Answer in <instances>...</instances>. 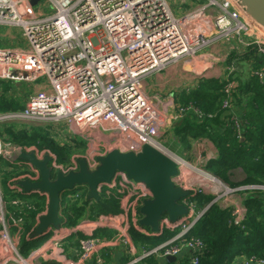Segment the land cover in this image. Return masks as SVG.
Returning a JSON list of instances; mask_svg holds the SVG:
<instances>
[{
	"label": "built area",
	"instance_id": "built-area-1",
	"mask_svg": "<svg viewBox=\"0 0 264 264\" xmlns=\"http://www.w3.org/2000/svg\"><path fill=\"white\" fill-rule=\"evenodd\" d=\"M30 2L0 0V25L20 27L28 42L26 47L0 48V80L34 82L46 77L47 83L29 96L22 110L0 112V122L60 123L82 140L88 137L85 133L89 128L100 144L105 145L103 155L112 147L121 151H140L145 143H149L171 155L179 170L176 181L191 192L202 188L189 184L188 170L202 171L222 186L225 184L205 170L208 161L194 164L161 142L173 121L180 119L189 109L198 114L201 111L193 104L178 108L174 107L172 100L151 98L146 94L144 84L152 74L183 59L194 58L197 52L221 41H236L243 47L256 46L257 51L264 54L263 28L247 15L240 3L236 0H204L179 17L168 0ZM42 3H51L53 12L44 14ZM234 69L231 66V70ZM256 75L264 82V69L257 71ZM233 87L234 84L229 83L225 92H230ZM224 107H229L227 101ZM105 133L109 135L104 136ZM103 137H109V143L101 142ZM86 142L91 149V142ZM15 146L0 138V161L8 156L11 164H29L19 159L22 149L18 146V154L11 157L10 152ZM99 156L94 151L93 158L96 160ZM88 164L91 169L96 167L91 161ZM115 178L120 179L132 197L125 196L123 204L128 212H132V220L137 222L141 215L138 216L136 207L140 208L149 192L143 184L129 179L124 173H118ZM112 183L113 180L100 187V196L102 188ZM17 184L13 190H6L0 182V264H42V258L56 259L61 264H77L62 253V241L67 232L63 225L50 229L47 241L29 257L21 253L9 223L20 222L21 218L7 208L9 203L22 202L18 194L24 189ZM208 184L215 187V183ZM82 187L88 194L87 187ZM242 190H264V184L226 187L232 196ZM214 196L210 204L218 202L223 208L231 207L234 224L242 225L247 212L241 202L243 199L235 196L221 204L222 195ZM184 203L190 211L188 216L174 224L168 219L164 221L166 225L180 226L179 232L157 247L143 251L128 264L137 263L151 253L160 252L166 258L178 256L181 251L178 241H183L184 235L205 210L197 211L195 202L188 198ZM103 219L119 231L125 244L133 246L127 217ZM85 232L90 235L80 241L79 264L89 259L100 244V239L92 236V228ZM184 245L193 253L189 263L197 264L196 252L203 249L202 241L187 240ZM235 264H264V259L250 256Z\"/></svg>",
	"mask_w": 264,
	"mask_h": 264
},
{
	"label": "trees",
	"instance_id": "trees-1",
	"mask_svg": "<svg viewBox=\"0 0 264 264\" xmlns=\"http://www.w3.org/2000/svg\"><path fill=\"white\" fill-rule=\"evenodd\" d=\"M228 62L234 64L235 69L226 77H202L193 86L174 94L175 107L193 104L201 114L189 109L180 119L173 121L165 137L168 138L167 143L183 148L185 153L193 151L197 141L207 139L213 142L218 156L207 162L205 170L231 188L264 184V82L256 75L264 67V54H259L256 46H250L243 54L238 50L230 53ZM243 63L248 64V68L245 69ZM229 83H233L234 87L225 92ZM14 86L11 81H0V112L21 107L22 102L14 100L9 93ZM225 101L229 107H224ZM53 126L54 123L5 121L0 123V138L22 151L35 150L40 158L48 154L52 158L49 163L52 177L59 169L68 172L77 168L78 158L98 164L87 144L73 138L61 141L60 132ZM239 171L242 179L234 181L233 177ZM26 178H36L33 181L40 179L39 170L32 163L0 161V182L4 189L13 190L20 179ZM82 188L66 191L62 195L60 215L67 230L62 242L65 246L69 243V248L79 247L81 239L86 237V232H80L77 223L87 213L91 218L100 219L127 217L131 241L142 244L147 250L179 232L174 225H165L159 234L142 231L141 228L145 227L132 220V212H128L123 204L125 196H130L120 179L115 178L110 186L102 188L100 200L88 199L86 190ZM237 194L247 208L242 225L234 224L231 207L223 208L218 202L210 204L214 194L202 189L192 191L188 199L195 202L197 211L205 210L184 235L183 241H202L203 249L196 252L199 257L197 264H235L237 260L250 256L264 259V190H242ZM18 195L22 202L16 205L9 203L7 208L21 221H10V229L15 241L20 244L21 253L29 257L49 236V233L34 235L39 216L47 210L48 198L47 195L25 191ZM136 210L140 216L139 207ZM115 230L99 226L93 232L95 237L109 238ZM144 261L146 264H158L155 253L146 256ZM42 264L61 263L50 259Z\"/></svg>",
	"mask_w": 264,
	"mask_h": 264
},
{
	"label": "water",
	"instance_id": "water-1",
	"mask_svg": "<svg viewBox=\"0 0 264 264\" xmlns=\"http://www.w3.org/2000/svg\"><path fill=\"white\" fill-rule=\"evenodd\" d=\"M38 1L31 0L30 4ZM236 1L244 7L247 15L264 29V0ZM19 158L32 163L39 170L40 179H20L18 184L26 192H40L48 198L47 210L38 218L34 232L36 236L64 225V219L60 215L63 193L78 186H86L87 198L100 200V187L111 183L118 173L126 174L129 179L143 184L148 190L149 197L142 201L139 208L141 217L138 222L152 234L161 233L166 219L174 224L190 213L184 200L189 198L192 192L176 181L179 173L177 162L166 152L149 143H145L140 151H121L112 147L107 154L96 158L98 164L94 169L89 167L86 159L78 158L77 169L67 173L59 171L55 177H52V166L49 164L52 158L48 154L40 158L35 150L22 151ZM168 259L176 261L177 257L170 256Z\"/></svg>",
	"mask_w": 264,
	"mask_h": 264
},
{
	"label": "crops",
	"instance_id": "crops-1",
	"mask_svg": "<svg viewBox=\"0 0 264 264\" xmlns=\"http://www.w3.org/2000/svg\"><path fill=\"white\" fill-rule=\"evenodd\" d=\"M180 1H181L180 4H182L185 8L182 11L181 16H183L189 10L195 8L199 3L204 2L203 0H180ZM15 27L18 26L0 25V48L19 47L15 45L14 46L8 45V44H12L14 41L16 42L17 40L16 36L13 35V29ZM262 31L264 35V29H262ZM247 48L248 47H243L239 45L236 41L233 42L221 41L215 43L212 46L204 48L194 58L183 59L169 66L165 70L156 72L151 76L147 77L144 84V90L146 94L151 98H155V97L165 98L168 100H172L174 103L173 100L174 94L178 90L185 87L193 86L198 82L200 78L226 77L229 74V72L232 71L231 66L235 67L234 64L228 62L229 54L235 50H238V52L243 54L247 50ZM259 54L261 53L259 52ZM243 64L245 69L248 68V64L245 63ZM263 69L264 67L261 68V70ZM38 80L34 82L17 81L12 79L0 80L5 82L6 81L13 82L15 86L13 89L9 91V93L14 97L13 98L14 100H18L22 102V105L19 109L12 108L6 112L22 110L25 107L29 96L34 92L41 90V88L44 87V85L41 86V83L35 84L38 82ZM173 110H175V108H173ZM64 129L65 131H61L58 129V131L60 132L59 138L61 139V141L65 140L66 138H69L71 140L73 138V139H78L79 141H82L86 144V142L83 141L82 138H80L78 135H75L68 128L64 127ZM186 154L192 156L194 162L188 159L192 163L201 164L203 162L204 164L210 159H213V157L214 158L217 157L218 151L213 142L204 139L195 142L193 151L189 153L187 152ZM34 193H40V192H34ZM234 196H236L238 199L240 197L237 194ZM241 202L243 201L241 200ZM77 225H79L81 229L80 232H84L86 230H89L90 228H92V230H96V228H98L99 226L110 227L114 230L116 229L114 226L110 224H106V221L104 219H100L98 217L91 218V215L89 213H87L77 223ZM141 229L142 231L148 234H152L148 228H141ZM118 232L119 231L116 229L115 234L109 238L97 237L100 239V244L91 253L90 258L81 262L80 264H128L133 262L138 256H140L143 253V251L147 250L146 247H144L142 244H133V246L131 245V243L125 244L122 238L119 236ZM94 234L95 233L93 232L92 236H94ZM89 235L90 233L86 234V237ZM47 239L48 238H46L43 241L46 242ZM178 243L181 245V251L177 256L176 261H170L168 258L163 257L159 252V253H155L158 259V264H179L181 262H186V263L189 262L191 256L193 255L192 251L187 246L184 245V241H178ZM68 244L66 246L63 244L64 246L62 253H64V255L68 259L70 258L72 261L77 262V264H79L78 251L80 249V246L77 248L75 247L69 248ZM145 259L146 257L134 264H146V262L144 261ZM243 259L244 258L237 260L236 263H241ZM41 260H42L41 263H43L50 259L42 258Z\"/></svg>",
	"mask_w": 264,
	"mask_h": 264
},
{
	"label": "rangeland",
	"instance_id": "rangeland-1",
	"mask_svg": "<svg viewBox=\"0 0 264 264\" xmlns=\"http://www.w3.org/2000/svg\"><path fill=\"white\" fill-rule=\"evenodd\" d=\"M204 1V0H203ZM168 2H169V4H170V6L172 7V9H173V12H174V14L175 15H177V16H181L182 15V11L185 9L184 8V6L182 5V4H180V0H168ZM42 12L45 14V13H50V12H53V7H52V5H51V3H42ZM13 35H15L16 36V42L14 41L12 44H8V45H15V46H19V47H26L27 45H28V42H27V40L23 37V35H22V29L20 28V27H15L14 29H13ZM197 54H198V52L196 53V56H197ZM41 83V86L42 85H44V84H46L47 83V79H46V77H42L40 80H38V82L37 83H35V84H40ZM2 123V122H1ZM35 123H45V122H35ZM63 125L62 124H60V123H55L54 122V126H53V128L54 129H59V130H61V131H65V129H64V126L62 127ZM66 128H67V126H65ZM64 129V130H63ZM70 130V129H69ZM71 131V130H70ZM86 132L87 133H85V134H87L88 135V137H85L86 138V140H85V142L86 141H89V142H91V149H89L92 153L94 152V151H96V153H98V156L100 155V156H103V154L102 153H104V149L106 148L105 147V145L104 146H102L101 144H100V141L99 140H97L96 138H95V135H93V133H91L92 131L88 128L87 130H86ZM107 135H109V133H105V135L104 136H107ZM97 137V136H96ZM84 138V139H85ZM109 137H103V139L101 140V142H103V143H109V139H108ZM83 139V140H84ZM167 137H165V135L161 138V142L162 143H164L165 144V147L166 148H168V149H170V150H174V152L175 153H177L178 155H180V156H182V157H184V158H186V159H189V160H191L192 162H194V159L192 158V156H190L189 154H186L185 152H184V149L183 148H179V147H175V146H172V145H170L169 143H167ZM3 141V140H2ZM4 142V141H3ZM88 142H86V144H87ZM97 147L98 148V150H95V147ZM18 147H16L15 146V149H13L11 152H10V154H11V157H13V156H16L17 154H18ZM94 154V153H93ZM8 157V156H7ZM4 158L3 159V161L6 163V161L7 162H9L10 160H8V158ZM10 163V162H9ZM92 169H94V168H92ZM59 171H62V172H64V173H67V171L66 170H64L63 168L62 169H59L58 171H57V173L59 172ZM242 179V176H241V172L239 171V172H237L236 173V176H234L233 177V180L234 181H240ZM187 180H188V182H189V184L190 183H192V185H194V187H200V188H202L203 190H205L207 193H211V194H220V195H222V197H221V199H220V202H221V204H224L225 202H229L230 200H232L233 198H235V196H232V195H230V193H227V191H226V187H229V186H226L224 183V185L222 186H215V187H213V186H211V184H208L206 181H205V179H203L202 177L201 178H199V176H197V174L196 173H194V172H192V171H187ZM222 182V181H221ZM230 188V187H229ZM81 190H85L84 188H82ZM214 191H216V192H214ZM179 229L178 230H180V226L178 227ZM14 238V237H13Z\"/></svg>",
	"mask_w": 264,
	"mask_h": 264
},
{
	"label": "bare ground",
	"instance_id": "bare-ground-1",
	"mask_svg": "<svg viewBox=\"0 0 264 264\" xmlns=\"http://www.w3.org/2000/svg\"><path fill=\"white\" fill-rule=\"evenodd\" d=\"M160 148H162V147H160ZM161 150V149H160ZM168 155H170L169 153H167ZM171 156V155H170ZM194 172L197 174V176H199L200 178L202 177L203 179H205V181L208 183V182H210V183H215V186H221V184L218 182V181H216V180H214L210 175H208L207 173H204V172H202V171H198V170H195L194 169Z\"/></svg>",
	"mask_w": 264,
	"mask_h": 264
},
{
	"label": "clouds",
	"instance_id": "clouds-1",
	"mask_svg": "<svg viewBox=\"0 0 264 264\" xmlns=\"http://www.w3.org/2000/svg\"><path fill=\"white\" fill-rule=\"evenodd\" d=\"M80 187H82V186H80ZM69 191H71V190H69Z\"/></svg>",
	"mask_w": 264,
	"mask_h": 264
}]
</instances>
